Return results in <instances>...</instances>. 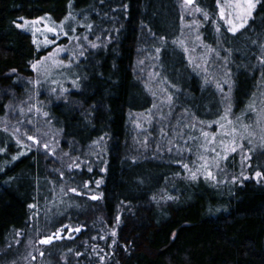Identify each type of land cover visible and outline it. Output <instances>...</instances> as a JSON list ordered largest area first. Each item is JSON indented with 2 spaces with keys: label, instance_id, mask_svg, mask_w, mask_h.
I'll use <instances>...</instances> for the list:
<instances>
[{
  "label": "trees",
  "instance_id": "trees-1",
  "mask_svg": "<svg viewBox=\"0 0 264 264\" xmlns=\"http://www.w3.org/2000/svg\"><path fill=\"white\" fill-rule=\"evenodd\" d=\"M179 3L0 0V119L9 105L23 101L21 79L32 75L31 63L46 53L16 26L20 19L60 20L72 12L97 30L104 28L110 40L85 54L79 90L48 108L49 121L71 142L69 149L86 152L95 144L99 160L89 168L68 171L41 149L23 150L0 125V264H264V183L188 180L177 163L136 151L131 113L152 105L137 75L143 50L160 49L158 75L178 88L177 101L190 96L188 110L197 117L224 110L222 90L202 84L177 45ZM195 3L217 12L218 0ZM255 5L235 34L223 24L217 34L211 24L204 28V39L217 45L219 37L218 46L229 58V107L235 112L264 82V0ZM230 165L235 167L234 158ZM58 229L60 239L40 243Z\"/></svg>",
  "mask_w": 264,
  "mask_h": 264
},
{
  "label": "rangeland",
  "instance_id": "rangeland-1",
  "mask_svg": "<svg viewBox=\"0 0 264 264\" xmlns=\"http://www.w3.org/2000/svg\"><path fill=\"white\" fill-rule=\"evenodd\" d=\"M234 3L235 0H218L215 14L203 10L197 12L195 9L198 6L195 0L192 5H185L184 0H180L179 3L182 26L177 45L184 52L190 69L200 78V82L222 90L224 110L221 114L214 117H197L193 109L188 110L187 103L191 102L189 95L183 96L181 102L177 101L178 88L164 83L163 77L158 75L156 48L150 54L147 50H143V56L137 60V75L150 91L152 105L147 110L131 113L130 127L135 138L136 151L139 149L141 153L142 150L146 151L145 153L156 157L159 161L170 160L177 163L182 168L183 177L188 180H193L190 177L195 172L196 179L201 178L218 184L229 181L241 183L250 179L264 183V82L262 89L259 91L257 89L242 111L235 112L229 107L233 85L229 58L218 46L219 37L216 41L217 45H210L206 38L204 39V28L208 24L212 25L211 31L215 34L220 24L229 27L220 19V12L223 10L226 14L235 16L237 10L234 8ZM253 3L255 4V0ZM203 12L208 13V20L204 19ZM69 15L73 19L66 20ZM42 17L50 19L42 20L36 25L29 24L26 28L19 27L30 34L32 41L35 28H40L41 32L35 33L39 47L37 44L35 46L39 50L44 49L46 53L31 63L32 75L22 77L23 89L20 98L23 101L17 100V103L6 108L5 116L0 119V125L16 136L23 150L33 147L41 149L52 160L62 163L68 171L87 169L92 160H99V152L95 150V144L88 146L86 152L82 148L79 152L69 149L71 142L63 140L60 129L49 121L48 108L55 102L64 101L71 92L79 90V80L82 78V68L79 66L85 54L104 48L110 40L104 28L97 30L92 25L89 28L91 20L79 17L75 13L69 12L60 20L47 15L38 18ZM38 18L20 19L17 24L23 25L25 21L30 22ZM62 21L63 32L59 27L55 33L44 30L45 24L59 26ZM64 33H67V36ZM45 37L52 43L45 46L43 43ZM75 37L80 39L77 40ZM181 41L183 44L179 43ZM93 43L97 47H91ZM58 48H63L65 51L57 54ZM81 52L83 55H80ZM49 53H53V56L45 61L39 71L34 70L32 64L41 58L49 57ZM54 62H62L69 66L54 68L52 67ZM73 81L79 86H74ZM217 84L220 85L219 88ZM61 88L65 91L61 92ZM181 103L184 106H181ZM233 129H236L234 137L231 135ZM226 132L229 135L225 136ZM204 133L208 134L207 137ZM28 136H33L36 142L29 140ZM233 139L235 144L241 147L235 152L228 151L225 156V148L233 146ZM45 144L49 146L47 149L44 147ZM97 145L100 147L99 143ZM231 158H234L235 167L230 165ZM205 162L208 163V168L203 167ZM74 163L79 167L69 168V165ZM184 165H188V168L186 169ZM207 171L212 172L215 180L207 177ZM257 171L262 173V177L255 176ZM102 172L103 168L100 167L99 173ZM233 177L236 179L233 180ZM98 181L95 182V186L98 185Z\"/></svg>",
  "mask_w": 264,
  "mask_h": 264
},
{
  "label": "snow or ice",
  "instance_id": "snow-or-ice-1",
  "mask_svg": "<svg viewBox=\"0 0 264 264\" xmlns=\"http://www.w3.org/2000/svg\"><path fill=\"white\" fill-rule=\"evenodd\" d=\"M184 3H185V5H192L193 4V0H184ZM255 6L256 5L253 3V0H235L234 8L237 10V14L235 16H233L232 14H226L223 10H221V12H220V19L221 20H224L225 23L227 25H229L228 31L235 34L240 29H242V28L245 27V25L247 24L248 20L252 16V12H253V9L255 8ZM195 10L197 12H202V9H200L199 7H197ZM203 16H204V19L205 20H208L209 19V15H208L207 12H203ZM45 19H50V18H48V17H42V18H38V19L33 20V21H30V22L29 21H25L23 25L17 24L16 26L17 27H20V28H26L29 24L36 25V24H39L42 20H45ZM65 19L67 20V19H73V18L69 15ZM235 21H240V22L237 23ZM63 23L64 22L62 21L59 26H57V25L49 26L48 24H45L44 25V30L46 32H49V33H55V32H57V28L59 27L60 31L63 32ZM88 27L91 28L90 25ZM72 31L74 32L75 29L73 28ZM217 31H219V28H217ZM38 32H41V29L40 28H35V30H34L33 43L34 44H37V46L39 47V42L35 39V33H38ZM64 35L67 36V33H64ZM75 39L79 40L80 38L79 37H75ZM85 39H86V37H85ZM163 39L164 38L161 37V40H163ZM43 43H44L45 46H47L48 44H51L52 41H49L47 39V37H45ZM179 43L180 44H183L182 41L179 42ZM91 47L95 48V47H97V45L93 43V44H91ZM63 51H65V49H63V48L56 49V53L57 54L59 52H63ZM156 51L159 52L160 49L158 48ZM185 51H187V49H185ZM80 55H83V52H81ZM52 56H53V53H49V57L41 58V60H38L35 63H33L32 64V68L34 70L39 71L40 68L44 66L45 61L48 60L49 58H51ZM261 63H264V60H262ZM68 66L69 65H64L62 62H54L53 65H52V67H54V68L55 67H68ZM13 71H15V70H13ZM53 82L55 83V81H53ZM36 83H39V81H36ZM73 85L76 86V87L79 86L76 83V81H73ZM219 87H220V85L217 84V88H219ZM53 91H55V89ZM60 91L61 92H64L65 89L61 88ZM170 99H171V97H169V100ZM37 111H39V109H37ZM44 115H47V113H44ZM229 123H231V121H229ZM235 133H236V129H233L231 135H233V137H234L235 136ZM207 135H208L207 133H204V136L205 137H207ZM224 135L227 136V135H229V133L226 132ZM28 139L29 140H32L34 143L36 142L35 141V138L33 136H28ZM17 142L20 143L19 140ZM44 147L47 149L49 146L47 144H45ZM239 147H241V146L235 144V139H233V146L230 147V148H228V147L225 148V156H226V154H227L228 151L235 152L237 150V148H239ZM212 151H215V149H212ZM21 155H23V153H21ZM65 155H67V154H65ZM217 155H219V153H217ZM15 159H17V157H13V160H15ZM245 159H248V157H245ZM216 166L218 167V164ZM72 167H79V165L78 164H75V163L73 165H69V168H72ZM184 167L187 169L188 168V165H184ZM203 167L208 168L209 167L208 163L205 162V164L203 165ZM89 170L91 171V169H89ZM196 175L197 174L195 172H193L190 178L194 180V179H196ZM255 176L257 178H260V177H262V173L259 172V171H257L255 173ZM207 177L215 180V176L212 174L211 171H207ZM244 178L247 179L248 177H244ZM235 179H236V177H233V180H235ZM99 183L100 182L98 181L97 184H99ZM84 186L87 187V183H85ZM68 191H71V192L76 193L77 195H79V193H77V190L75 188H71ZM66 194L67 193H65V195ZM167 198L169 200L170 199H173L170 196L167 197ZM90 199L93 200V201H95V200L99 199V197H97V196H91ZM154 199H155V197H154ZM29 207H34V206L33 205H29ZM119 222H120V218L117 217V223H119ZM60 231H62V229H58L57 230V233L53 234V236H49V237H47L45 239H42L40 241V243L47 245V244L52 243L54 239H57V240L60 239L61 238L60 235H59ZM69 231H73V229H69ZM74 231L79 232V231H81V229L80 228H76ZM112 235H116L115 231H113ZM68 238L70 239L71 237H68ZM77 255H79V253H77Z\"/></svg>",
  "mask_w": 264,
  "mask_h": 264
}]
</instances>
